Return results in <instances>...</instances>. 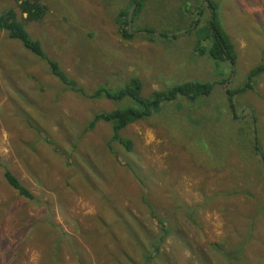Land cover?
<instances>
[{
    "label": "rangeland",
    "instance_id": "1",
    "mask_svg": "<svg viewBox=\"0 0 264 264\" xmlns=\"http://www.w3.org/2000/svg\"><path fill=\"white\" fill-rule=\"evenodd\" d=\"M40 2L45 17L21 22L84 90L119 91L133 79L142 100L188 82L213 89L195 101H161L120 131L132 143L127 151L111 142L109 125L88 124L99 112L138 109L135 101L64 90L46 64L1 32L0 264H51L52 244L59 264H143L118 229L123 221L131 235L156 234L148 204L171 229L156 263L264 264V168L251 118H241L252 111L264 157V71L245 88L249 72L264 65V0H143L131 29L145 34L129 39L119 35V14L132 0ZM16 6L0 0V13ZM212 16L232 47V63L209 55ZM226 82L227 91H243L228 94ZM6 171L33 200L17 196ZM187 214L199 225L187 223ZM34 233L33 246L11 251L16 238ZM107 244L130 261L103 254Z\"/></svg>",
    "mask_w": 264,
    "mask_h": 264
},
{
    "label": "trees",
    "instance_id": "2",
    "mask_svg": "<svg viewBox=\"0 0 264 264\" xmlns=\"http://www.w3.org/2000/svg\"><path fill=\"white\" fill-rule=\"evenodd\" d=\"M142 2L143 0H132L131 6L133 4H136V8L134 9L132 14V20H134L141 11ZM130 8L131 7H128L126 10L121 11L119 14V35L123 39H129L131 36L129 35L127 30V14ZM16 9L17 12L15 11V9H7L4 12L0 13V33L5 32L10 39L20 42L29 54H31L35 58L40 59V61L46 64L50 75L56 82L61 84L64 90L78 94L80 96H84L87 99H106L111 102H115L116 100L128 98L138 104V109L128 106L123 109L99 112L95 114V116L88 124V129H93L96 124L101 122L109 125L112 134L111 142H117L127 151L131 150L132 143L131 141L120 138V131L136 121H142L148 118L151 115L152 110L157 108L161 101L174 100L177 97H184L189 101H195L200 97L208 96L213 89L212 83L188 82L172 87V89H170L168 92L156 93L149 100H142L139 96L141 90L140 82L137 79H133L128 83L129 85L126 84L125 87L119 91H112L110 88H106L104 86H99L92 91H86L82 87H80L74 80L68 78V76L60 69L57 62L49 58V56L41 48V43L29 36V33L24 28V25L21 22L41 21L45 17L48 7L45 4L41 3L40 0H17ZM18 12L21 15V18L18 17ZM208 28L213 40V44L209 50V55L211 56V58L215 61L227 60L232 63L235 60L232 47L231 45H228V42L225 38L226 36L222 32L216 16H212L209 19ZM263 71L264 65L252 69L248 74L245 88L250 87V83L254 79V77L259 75ZM241 91L243 90H228L227 93L231 95L232 93L236 94ZM256 149L258 150L257 145ZM4 178L7 185L17 194V196L21 198L22 201L33 200V195L31 194V192L27 190L23 185H21L19 180L9 171H6L4 173ZM145 203L147 204L146 201ZM146 206L149 210L150 219L155 221V225L158 227V232L156 234L151 235L144 232L141 238L138 237V234L135 232V235H131L132 230L130 229H125V231H123V227L125 226V222L123 221L120 224L122 227V231L120 229H118V231H120V234L122 236L127 235L128 238L134 242V246L139 252V256L141 257L143 264H155V259L160 257L161 246L166 241V238L171 232V229L166 224V222L151 209L149 204ZM186 221L194 227L199 225V222L193 216H191V214H187ZM27 227L29 230L31 228V225H28ZM34 228L35 226H33L30 230L33 231ZM61 236H63V234H61ZM36 238L37 237L35 233L31 236V238L28 236L24 237L22 240L19 239V237L16 238L15 242L10 246L11 251L14 250L16 251V253H18L24 246H33L35 244V241H37ZM118 239H116V236L114 237L115 242ZM110 249L111 247L109 246V244H107L103 249V254L108 255L109 253H112L114 254V258L120 261L122 258H128V253L125 251L120 250L122 256H118L117 247H115L113 250ZM58 251L60 252V250L58 249V245L56 244H52L50 247H48V253L50 254V256L53 255L51 264H53L54 262L55 264H59L60 260L58 261L57 259ZM10 254L11 253H9V255ZM15 258H17V256ZM127 260L130 261V259ZM160 262L161 261H158L156 264H159Z\"/></svg>",
    "mask_w": 264,
    "mask_h": 264
},
{
    "label": "water",
    "instance_id": "3",
    "mask_svg": "<svg viewBox=\"0 0 264 264\" xmlns=\"http://www.w3.org/2000/svg\"><path fill=\"white\" fill-rule=\"evenodd\" d=\"M138 1H140V0H138ZM205 4H208V3L205 2ZM135 8H136V4H133L131 6V8L129 9V11H128V14H127V30H128L129 35H131V34H133V35L134 34L135 35H142V34H145V32H133L132 29H131V25H132V14H133V11H134ZM154 36L159 37L160 35L154 34ZM227 84H228L227 82L224 84L225 91H227ZM227 97H228V95H227ZM245 116H249L251 118L250 120L252 121L253 147L255 148V153H256L257 159L259 160V162L261 163V165L264 168V157L259 152V150L256 149V145H257V142H256V129H255V126H254V119H253V113H252V111L247 108L246 111L242 114L241 118H243Z\"/></svg>",
    "mask_w": 264,
    "mask_h": 264
}]
</instances>
